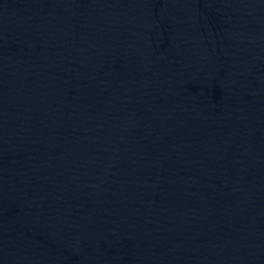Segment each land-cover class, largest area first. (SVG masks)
<instances>
[{"label":"water","instance_id":"water-1","mask_svg":"<svg viewBox=\"0 0 264 264\" xmlns=\"http://www.w3.org/2000/svg\"><path fill=\"white\" fill-rule=\"evenodd\" d=\"M0 264H264V0H0Z\"/></svg>","mask_w":264,"mask_h":264}]
</instances>
